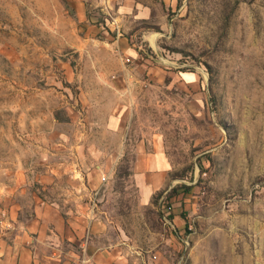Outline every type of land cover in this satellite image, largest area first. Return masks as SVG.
Segmentation results:
<instances>
[{
  "label": "rangeland",
  "instance_id": "374dc122",
  "mask_svg": "<svg viewBox=\"0 0 264 264\" xmlns=\"http://www.w3.org/2000/svg\"><path fill=\"white\" fill-rule=\"evenodd\" d=\"M70 2L0 0V194L40 151L102 136L105 102L121 98L124 151L105 183L126 241L147 264H264V0H155L153 20L133 24L137 59L116 53L136 73L123 96L90 74ZM181 72L199 73L201 91H186ZM140 146L173 165L148 204Z\"/></svg>",
  "mask_w": 264,
  "mask_h": 264
},
{
  "label": "crops",
  "instance_id": "0c3cea01",
  "mask_svg": "<svg viewBox=\"0 0 264 264\" xmlns=\"http://www.w3.org/2000/svg\"><path fill=\"white\" fill-rule=\"evenodd\" d=\"M164 1L173 7L174 0ZM155 8V0H71L65 14L74 33L81 36L75 45L96 62L90 74L101 82L108 81L100 89L120 96L134 92L136 73L124 67L116 53L122 51L137 59L134 39L141 29L134 31L133 24L153 20ZM143 37L149 40L150 36ZM105 62H120L119 70L102 67ZM115 76V83H111L108 79ZM181 79L186 91H201L199 73L181 72ZM115 101L105 102L112 111L104 121L102 136L84 132L65 148L60 149L57 143L48 152L40 151L32 165L21 167L4 181L0 194V264H147L137 246L126 241L121 216L108 207L111 182L105 183V173L115 172L116 158L123 155L126 118L122 110L129 107L121 98L118 102L115 97ZM138 149L134 171L144 181L142 199L148 204L166 185L173 165L161 149L151 153L141 146ZM60 153L67 156L63 162H58ZM92 157L98 158L95 168L90 163Z\"/></svg>",
  "mask_w": 264,
  "mask_h": 264
},
{
  "label": "built area",
  "instance_id": "2783aa9c",
  "mask_svg": "<svg viewBox=\"0 0 264 264\" xmlns=\"http://www.w3.org/2000/svg\"><path fill=\"white\" fill-rule=\"evenodd\" d=\"M92 211L94 212V211H96V204H92Z\"/></svg>",
  "mask_w": 264,
  "mask_h": 264
}]
</instances>
